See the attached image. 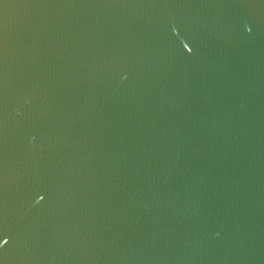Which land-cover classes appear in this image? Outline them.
Masks as SVG:
<instances>
[{
    "label": "water",
    "instance_id": "water-1",
    "mask_svg": "<svg viewBox=\"0 0 264 264\" xmlns=\"http://www.w3.org/2000/svg\"><path fill=\"white\" fill-rule=\"evenodd\" d=\"M0 264H264V0H0Z\"/></svg>",
    "mask_w": 264,
    "mask_h": 264
}]
</instances>
